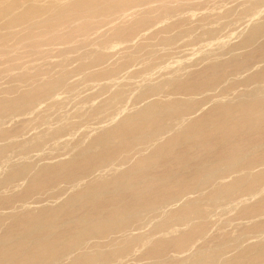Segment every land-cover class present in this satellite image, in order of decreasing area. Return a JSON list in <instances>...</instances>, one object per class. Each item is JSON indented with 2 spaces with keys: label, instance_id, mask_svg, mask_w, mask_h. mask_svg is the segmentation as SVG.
<instances>
[{
  "label": "rangeland",
  "instance_id": "1",
  "mask_svg": "<svg viewBox=\"0 0 264 264\" xmlns=\"http://www.w3.org/2000/svg\"><path fill=\"white\" fill-rule=\"evenodd\" d=\"M9 1L0 4L4 7L19 0ZM35 1L49 8L54 4ZM103 1L96 13L64 16L60 21L64 25L58 22L55 30L49 26L50 33L38 23H34L37 29L27 25L31 22L9 29L3 22L7 24L10 18L0 19V100L8 95L20 97L26 87L37 86V81L39 85L60 81L54 90L39 93L33 101L17 99L13 109L0 113V147H4L0 153V197H4L0 237L20 233L19 220L39 214L41 207L61 204L67 197L105 183L134 180L131 187L121 186L120 196L115 197L118 204L109 205L114 194L95 195L101 200L96 206L104 207L96 215L107 214L113 207L114 211L131 210L135 201L164 196L165 192L149 183L166 175L174 187L183 177L192 179L193 185L189 192H174L175 198L161 200L158 208L128 215L136 220L127 232L137 238L129 251L123 249L125 230L101 241L96 236L89 238L76 250H68L69 240H62L59 247H64V257L50 264H78L75 260L84 250L93 256L86 264H192L199 256L222 252L226 254L215 264H227L226 259L254 243L263 247L252 249L246 262L234 264H264V161L247 165L253 156L264 153V29L258 38L243 42L254 26H264V0H113L108 6L112 0ZM4 14L0 7V15ZM159 33L164 39L157 37ZM216 102L232 106L216 108ZM156 103L164 111V124L158 130L119 134L111 146L91 145L95 136L123 120L132 121ZM223 112L227 117L222 120ZM57 129L62 131L55 133ZM177 137L180 140L173 143ZM114 146L113 161L89 176L68 178L42 189L32 187L41 165L76 159L83 150L96 154ZM234 151L241 152L239 159H224ZM146 155L156 156L157 162L139 168V160ZM177 160L186 161V166ZM25 167L17 179L3 183L9 171ZM238 178L243 184L233 192L217 191ZM137 190L141 194L135 196ZM94 207L77 203L68 230L78 219L86 225L93 223ZM179 210H183L180 216ZM31 229L28 242L39 231L37 226ZM181 238L187 241L177 245ZM160 246L165 250L158 258L161 254L155 250ZM29 250L26 253L33 252ZM105 252L109 257H99Z\"/></svg>",
  "mask_w": 264,
  "mask_h": 264
},
{
  "label": "bare ground",
  "instance_id": "2",
  "mask_svg": "<svg viewBox=\"0 0 264 264\" xmlns=\"http://www.w3.org/2000/svg\"><path fill=\"white\" fill-rule=\"evenodd\" d=\"M17 1V0H15ZM20 1V0H19ZM19 1L17 3H10L11 0L7 3L8 5L2 7L0 4V7L4 9V12H6V14L4 15H0V19L2 20V18H10L9 22L6 24L5 22H3L5 25H7L8 27H10L9 29H12L15 27H20L21 25L25 24V23H30L27 25H30L31 27L34 25V23H38L39 26H45L47 32L46 33H50L51 30L53 31V29H51L50 27L54 28L56 26H58V22L59 23H63L60 21H64V16L71 13V16L73 15L72 13L74 12H78L80 14L84 15H88L90 14V12L94 11L95 13L98 10V4L100 0H51V2H53L52 6L53 7H44L47 6L44 4V6H42L41 4L37 3L35 0H24L20 1L22 3H19ZM103 1V0H101ZM110 1V0H107ZM130 0H128L129 2ZM135 0H133L134 2ZM138 1V0H137ZM141 1V0H140ZM151 1V0H150ZM1 2V0H0ZM14 2V1H13ZM104 2V1H103ZM106 2V1H105ZM114 1L112 0L111 2L107 3L110 5L111 3ZM164 2V1H163ZM116 3V1H115ZM119 3V2H117ZM116 3V4H117ZM121 3V2H120ZM136 3V2H135ZM141 3V2H139ZM147 3V2H146ZM152 3V2H151ZM104 4V3H103ZM132 4V1L131 3ZM129 4V5H130ZM134 4V3H133ZM4 5V4H3ZM50 5V3H49ZM124 5V3H123ZM137 5V4H136ZM139 5V4H138ZM26 6L24 9L22 8V11L18 12V9L20 7ZM61 7V8H57ZM100 6V5H99ZM59 9L54 13H49V15L51 14V16H48L47 14V18L44 16L46 15L47 12L51 11L52 9L54 10L55 8ZM128 7V6H127ZM104 8H106V5H104ZM101 9V8H99ZM236 9V8H235ZM17 10V12H16ZM104 10V9H102ZM101 10V11H102ZM99 11V10H98ZM148 11V10H147ZM150 11V10H149ZM148 11V12H149ZM151 15L153 16V11H150ZM149 12V13H150ZM259 12V11H258ZM257 12V13H258ZM138 13V12H137ZM147 13V12H146ZM153 13V14H152ZM255 13V12H254ZM53 14V15H52ZM76 15V14H75ZM145 15V14H143ZM149 18V14H147ZM146 15V16H147ZM78 16V14H77ZM76 16V17H77ZM80 16V15H79ZM78 16V17H79ZM102 16V15H101ZM145 16V17H146ZM124 17V15H123ZM46 18V19H44ZM65 18V19H66ZM69 18V17H68ZM72 18H74L72 16ZM79 18H82L79 17ZM79 18H77L79 20ZM96 18V17H94ZM76 19V20H77ZM84 19V18H83ZM82 19V20H83ZM88 19V18H87ZM0 20V21H1ZM6 20V19H5ZM74 20V19H73ZM72 20V21H73ZM70 21V20H69ZM81 22V21H79ZM1 23V24H3ZM69 23V22H68ZM67 23V24H68ZM3 24V25H4ZM64 25V23H63ZM50 26V27H49ZM54 26V27H53ZM61 26V24H60ZM1 27V26H0ZM7 27V28H8ZM12 27V28H11ZM59 27V26H58ZM29 28V27H28ZM34 28L37 29V26ZM54 28V30L56 29ZM170 28V27H169ZM6 29V28H5ZM14 29V30H15ZM27 29V28H26ZM42 29V28H41ZM38 27V30H41ZM44 29V27H43ZM71 29V28H70ZM264 29L263 24L262 25H257L254 26L249 33L247 34L246 38H245V42L244 44H246V41H252V39H255L257 36V33L261 30ZM167 31V30H166ZM7 32V31H6ZM14 32V31H12ZM42 32V31H39ZM15 33V32H14ZM28 33V31L26 32ZM264 33V32H263ZM163 34H166L163 32ZM173 34V33H172ZM6 35H9L8 33H6ZM23 35V34H22ZM162 34H158L157 37L161 38ZM176 33L173 35L175 36ZM5 36V35H4ZM20 36V35H19ZM43 36H47V35H43ZM165 37V39L169 37V39H171L170 36L166 37L165 35H163ZM37 37V36H36ZM12 38V37H11ZM258 38V36H257ZM164 39V38H161ZM5 40V39H3ZM16 40V38H15ZM41 41V40H40ZM45 43V42H44ZM42 45V44H41ZM3 47V46H1ZM44 58V57H43ZM68 58V57H67ZM215 66V65H214ZM163 69V68H162ZM157 71V70H156ZM264 72V71H263ZM142 74V73H141ZM15 75V74H14ZM42 75V74H41ZM261 75H264V73H262ZM19 77V76H18ZM38 77V76H37ZM116 78V77H115ZM49 79V78H47ZM48 81V80H47ZM111 81V80H110ZM25 82V81H24ZM40 83V81H37ZM32 83H34L32 81ZM37 83L38 85H32L30 87H26L27 89H24L23 92L20 93V97L18 95V97H13L11 95L6 96V98H3L0 100V113H4L7 110L13 109L15 107V101L17 99H26L28 101H33V99L36 98V96L41 93V92H47V91H52L54 90L56 87H58L60 85V81L59 80H51L48 81L44 84H40ZM29 84V83H28ZM31 84V82H30ZM66 84V83H65ZM128 85V84H127ZM29 86V85H28ZM64 87V86H63ZM159 87V86H158ZM156 87V88H158ZM194 87V86H192ZM24 88V87H23ZM191 89V88H190ZM155 89L152 88V91H154ZM194 90V89H193ZM20 91V90H19ZM255 91V90H254ZM106 92V91H105ZM253 92V91H252ZM18 93V91H17ZM252 94V93H251ZM108 95V94H107ZM54 96V95H53ZM248 96V95H247ZM239 97V96H238ZM40 98V97H39ZM37 99V98H36ZM241 99V98H240ZM99 100V99H98ZM50 101V100H49ZM234 102V101H233ZM242 102V101H240ZM240 102L238 103L240 105ZM249 102V101H248ZM94 103V102H93ZM20 104V103H19ZM28 104V103H27ZM33 104V103H32ZM158 103L154 104L149 110L140 112L138 114L135 115V117L133 118L132 121H125L123 120V122L112 129L106 130L103 133L95 136L92 140L91 145H107V146H111L112 142H114L116 139H119V134H123V133H131L133 131H139V130H144V129H148V128H153V129H157L161 123H163V107L161 105H157ZM215 104H218V106H216V108L221 107V106H226L227 102H216ZM243 104V103H242ZM128 105V104H127ZM232 106V104H230ZM248 105V104H247ZM250 105V103H249ZM25 106V104H24ZM34 106V105H33ZM38 106V105H37ZM228 106V105H227ZM185 107V106H184ZM215 107V106H214ZM213 107V108H214ZM229 107V106H228ZM250 107V106H248ZM31 108V107H30ZM37 108V107H36ZM81 108V107H80ZM170 108V107H169ZM21 109V108H20ZM27 109V108H26ZM229 109V108H228ZM228 109L226 111V113L228 112ZM247 109V107H246ZM263 109V108H262ZM168 110V109H167ZM213 110V109H212ZM215 110V109H214ZM20 111V110H19ZM140 111V110H139ZM217 111V110H215ZM235 111V110H234ZM257 111V110H256ZM191 112V111H190ZM212 112V111H211ZM8 113V112H7ZM130 113V112H129ZM175 113V112H174ZM186 113V112H185ZM189 113V112H187ZM193 113V112H192ZM240 113V112H239ZM120 114V113H119ZM153 114H156L157 117L156 118H152L151 116ZM213 114V113H212ZM224 114V112H223ZM228 114V113H227ZM243 114V113H242ZM255 114V112H254ZM4 115V114H3ZM211 116V114H209ZM238 115V114H237ZM236 115V116H237ZM129 116V115H128ZM172 116V115H171ZM174 116V115H173ZM213 116V115H212ZM243 116V115H242ZM227 117L224 114V117H222V120ZM246 117V116H245ZM12 118V117H11ZM57 118V117H56ZM247 118V117H246ZM204 119V118H203ZM217 119V118H216ZM215 119V120H216ZM220 119V118H219ZM226 119V118H225ZM15 120V119H14ZM207 120V119H206ZM212 120V119H211ZM105 122V121H104ZM121 122V121H120ZM166 122V121H165ZM194 122V121H193ZM209 122V121H208ZM212 122V121H211ZM222 122V121H221ZM202 123V121H201ZM200 123V124H201ZM164 124V123H163ZM198 124V123H197ZM199 124V125H200ZM208 124V123H207ZM56 125V124H55ZM102 125V124H101ZM193 125V124H192ZM198 125V126H199ZM220 126H223V124H219ZM163 126V125H162ZM161 126V127H162ZM155 127V128H154ZM208 127V125H207ZM190 128V126L188 127ZM198 128V127H197ZM97 129V128H95ZM160 129V128H159ZM207 129V128H206ZM222 129V128H220ZM82 130V129H81ZM158 130V129H157ZM203 130V129H201ZM62 131V129H57L55 131V133H58ZM147 131V130H146ZM220 132V131H219ZM71 133V132H70ZM154 134V133H153ZM184 135V134H183ZM182 135V137H183ZM127 135L123 136L124 138H126ZM172 136V135H171ZM171 136L169 138H171ZM179 136V135H178ZM188 136V135H187ZM143 137V136H142ZM173 137V136H172ZM186 137V136H184ZM65 138V137H64ZM68 139V138H67ZM133 139V138H132ZM136 140V139H135ZM169 140V139H168ZM180 140L179 137L177 138H172L173 143H176ZM7 141V140H6ZM171 141V142H172ZM225 141V140H224ZM10 142V141H9ZM52 142V141H51ZM172 143V144H173ZM127 143H125L126 145ZM181 144V143H180ZM131 145V144H130ZM209 145V144H208ZM77 146V145H76ZM176 146V145H175ZM207 146V145H206ZM210 146V145H209ZM258 147V146H257ZM260 147V145H259ZM258 147V148H259ZM123 148V147H122ZM253 148V147H252ZM45 149V147H44ZM116 149L115 146L112 148H106L103 151H100L99 153L96 154H91L89 151H81L80 153L77 154V158L73 159V160H63L61 162H57L56 164H44L41 165V167L39 168L38 172L34 175V177L32 178V187L33 188H38V189H42L45 188L47 186H55L56 184H59L60 181H64L65 179L68 178H81V177H85V176H89L93 171L103 167L109 165L113 160H112V156L116 153L115 150ZM157 149V148H156ZM260 149V148H259ZM4 150V147H0V153ZM119 151V150H118ZM158 151V149H157ZM249 151V150H248ZM16 152V151H15ZM161 151H159L160 153ZM236 152V151H234ZM233 152V153H234ZM239 152V151H237ZM232 153L229 156H225L224 159H228V160H235V159H239L240 158V154L239 153ZM137 153V152H136ZM157 153V152H156ZM163 153V152H162ZM161 153V155H162ZM248 153V152H247ZM40 154V153H39ZM117 154V153H116ZM158 154V153H157ZM166 154V153H165ZM164 154V155H165ZM169 154V153H168ZM167 154V155H168ZM179 154V153H178ZM245 154V153H244ZM177 155V154H176ZM3 156V155H2ZM144 156V155H143ZM141 156V157H143ZM76 157V156H75ZM159 157V156H158ZM167 157V156H166ZM184 157V155H183ZM156 156L154 155H149V156H145L143 158H141L139 160L140 163V167L141 166L144 168L146 166H151L152 164L154 165V163H156L157 161L155 160ZM170 158V157H169ZM177 158H179L177 156ZM34 159V158H33ZM173 159V158H172ZM176 159V158H175ZM244 159V158H242ZM137 160V159H136ZM138 161V160H137ZM156 161V162H155ZM173 161V160H172ZM240 161V160H239ZM238 161V162H239ZM242 161V160H241ZM262 161H264V153H259L255 156H253L249 161H248V166H253L255 164H259ZM164 162V160H163ZM175 162V161H174ZM186 161H179L177 160V164H180L182 166H186ZM237 162L233 164H236ZM136 165V164H135ZM2 167V166H1ZM38 168V167H37ZM148 168V167H147ZM27 167H25L23 170H13V171H9L10 173L5 177V179L3 180V183H7L8 181L12 180L14 181V179H17L20 174L24 171L26 172ZM66 169V171L63 173L62 171ZM106 169V168H105ZM227 169V168H226ZM145 170V169H144ZM99 171V170H98ZM143 171V170H141ZM243 173V172H242ZM257 173V172H255ZM34 174V173H33ZM254 174V173H253ZM125 175V174H123ZM127 175V174H126ZM175 175V174H174ZM263 175V174H262ZM122 177V176H121ZM125 178V177H124ZM184 178V177H183ZM180 179V182H177V186L174 187L172 183H169V177L168 176H157L156 181H153L151 183H149V185H156L158 187V190H161L162 192H165V195L160 196V197H155L156 200H152L151 199L147 200V201H140L135 203H132V205H134V208H131V210H127L124 211L123 209H119L118 211H114V207L110 208L107 212V214H97L96 212H98L100 209H104V207H97L99 202L101 200L96 199L95 195H103L104 193H108L110 194H116L117 196H114V200L110 202V206L114 205V204H118V199H116L117 197H119L120 195H118L117 193H119L121 186H123L122 188H125L124 186H126V188L133 186L134 184V180H130V181H123V182H118L116 184H110V183H105L101 186H99L98 188L95 187L93 188V190L88 189L86 191L83 192H78L79 194L71 197L67 199L61 204H55V205H49V206H43L40 208V212L37 215H30V216H25L22 220H19L21 223V232L16 234L15 236H5V237H0V264H50L52 261H55V259H59L61 257H64L62 255V251H64V247H59L61 246V243H59L62 240H69L68 242V250H76V249H80L81 246H84L85 241L89 238H93V237H98L99 241H101V238L104 237H108L111 234L116 235L117 233H121L124 230V234H126L124 236V242H123V249L129 251V249L131 248L132 244H134V242L137 240V238L135 236H132V234H128V229L129 228V224L133 221H135V217H130L129 218V214L138 210H149V209H153L155 207H157V204L165 199V198H175L176 193L174 194V192H179V193H186L189 192L191 189V186L193 185V180L189 179V180H185L184 179ZM117 181V180H116ZM120 181V180H119ZM95 182V181H94ZM9 183V182H8ZM80 183V182H79ZM78 183V184H79ZM243 184V181L241 178L236 179L234 182L229 183L224 185L222 188H220L219 190H217L220 193H227V192H233L234 189H237L239 187H241ZM71 188V187H70ZM150 187H148L149 189ZM141 189V188H139ZM159 191V192H161ZM171 192V193H170ZM173 192V193H172ZM195 192V191H194ZM217 192V193H218ZM30 192H26L25 194H28ZM216 193V194H217ZM141 194V192H135V196ZM262 194V193H260ZM214 195V194H213ZM65 196V195H64ZM148 196V195H147ZM156 196V195H155ZM112 197V196H111ZM116 197V198H115ZM178 197V196H177ZM187 197V196H186ZM146 198V197H145ZM149 198V197H148ZM154 198V197H153ZM159 198V199H157ZM161 198V199H160ZM185 198V197H184ZM4 197H0V201L3 200ZM112 199V198H110ZM116 199V200H115ZM120 199V198H119ZM191 199V198H190ZM108 200V199H107ZM124 198L121 200L123 202ZM143 200V199H142ZM23 201V200H22ZM106 201V199H105ZM107 201V202H109ZM119 201V202H121ZM174 201V200H173ZM194 201V200H193ZM81 202V204L83 206H90V204L94 206H96L97 204V208L94 207L96 209V211L93 214V223L86 225L85 223H83L80 219L77 220V222L75 223V225L69 228L68 230V220L72 217L71 214L73 212L74 207L76 206L77 203ZM98 202V203H97ZM176 203V201H174ZM41 203V202H40ZM95 203V204H94ZM174 203V204H175ZM39 204V203H38ZM37 204V205H38ZM172 204V203H171ZM103 205V204H102ZM129 205V204H128ZM195 206V205H194ZM129 207V206H128ZM84 208V207H83ZM158 208V207H157ZM181 208V207H180ZM86 210V209H85ZM1 211V210H0ZM37 212V211H36ZM87 212V211H86ZM144 212V211H143ZM24 213V212H23ZM26 213V211H25ZM38 213V212H37ZM183 213V210H179L178 211V216H180ZM194 213V212H193ZM10 214V213H9ZM89 214V213H88ZM199 214V213H198ZM26 215V214H25ZM81 215V214H80ZM83 215V214H82ZM131 215V214H130ZM9 216V215H7ZM15 216V215H14ZM79 216V215H78ZM23 217V216H22ZM76 217V216H75ZM80 217V216H79ZM2 218V217H1ZM0 218V222L1 219ZM9 218V217H8ZM7 219V217H6ZM5 219V220H6ZM10 219V218H9ZM75 219V218H74ZM82 219V218H81ZM73 221V220H72ZM18 222V221H16ZM15 222V224H16ZM2 223V222H1ZM11 223V220H10ZM13 223V222H12ZM71 224V223H70ZM11 225V224H10ZM9 225V226H10ZM13 225V224H12ZM133 225V223H132ZM8 226V227H9ZM33 226H37V228L39 229L38 233H34V240L33 241H27V236L28 235H32V229L31 227ZM8 229V228H7ZM23 229V230H22ZM37 229V230H38ZM13 230V229H12ZM34 230V229H33ZM130 230V229H129ZM36 231V230H35ZM5 232V231H4ZM8 233V232H7ZM10 233V232H9ZM209 233V232H208ZM5 234V233H4ZM14 235V234H13ZM57 236H61V239H55V237ZM15 239V240H14ZM107 239V238H105ZM191 239V237H190ZM186 240V238H181L177 245H183L184 241ZM187 241V240H186ZM101 243V242H100ZM103 244V243H102ZM159 244V243H158ZM161 244V243H160ZM261 245V244H260ZM258 244H253L252 246H250L249 248H246L245 250H242L241 252H239L238 254H236L235 256H233L232 258L229 257L228 259H226L225 262H227V264H234V263H244L248 260V258L250 256H248V254L251 255L252 252L257 246V249L259 247H263L260 246ZM157 246V245H156ZM162 246H160V249L157 248L155 250V252H157V254H161L158 256V258H161L162 253H164L165 249H161ZM33 250V252L30 253H26L28 252L29 249ZM41 248V249H40ZM58 248V249H57ZM166 248V247H165ZM183 248V247H181ZM238 249V248H237ZM253 249V250H252ZM112 250V249H111ZM158 250V251H157ZM30 251V250H29ZM67 251V250H66ZM65 251V252H66ZM221 251V250H220ZM261 252H263L262 249H260ZM73 253V252H72ZM25 254V255H24ZM226 253L222 252V253H211L209 255H204V256H199L192 264H215L216 260L218 257L225 255ZM68 255V252H67ZM81 255V254H80ZM109 253L105 252V253H100L99 257H109ZM93 256H89L87 255V253L84 252L82 253V256L77 258L75 261V263L78 264H86L88 262H90L92 260ZM159 260V259H158ZM64 261V260H63Z\"/></svg>",
  "mask_w": 264,
  "mask_h": 264
}]
</instances>
